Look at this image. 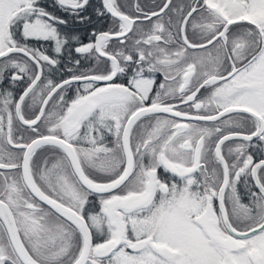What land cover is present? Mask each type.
<instances>
[{
  "label": "snow or ice",
  "instance_id": "6c2138e0",
  "mask_svg": "<svg viewBox=\"0 0 264 264\" xmlns=\"http://www.w3.org/2000/svg\"><path fill=\"white\" fill-rule=\"evenodd\" d=\"M53 6L0 0V264H264V0Z\"/></svg>",
  "mask_w": 264,
  "mask_h": 264
},
{
  "label": "trees",
  "instance_id": "16d2710c",
  "mask_svg": "<svg viewBox=\"0 0 264 264\" xmlns=\"http://www.w3.org/2000/svg\"><path fill=\"white\" fill-rule=\"evenodd\" d=\"M129 2L131 3L132 0H129ZM141 2H145V0H141ZM148 3H151V0H147ZM158 2V0H157ZM98 0H91V4L92 6L97 5ZM48 7L50 11H54L57 12L58 15L63 16L64 13L59 12L54 6H53V0H48ZM89 12H92V8H89ZM97 27V28H107L109 26V24L106 22V20L104 19H97L94 15L92 17V23L91 25H80V24H74L72 23L71 19L69 18V24H68V29H78V32L76 34H78L83 40H88V33L91 30V27ZM62 31H67V29L62 28ZM75 54L73 53V56Z\"/></svg>",
  "mask_w": 264,
  "mask_h": 264
},
{
  "label": "flooded vegetation",
  "instance_id": "af4514ba",
  "mask_svg": "<svg viewBox=\"0 0 264 264\" xmlns=\"http://www.w3.org/2000/svg\"><path fill=\"white\" fill-rule=\"evenodd\" d=\"M41 2L48 6V0H41ZM84 42H87V40H84ZM74 58H76L75 55H74Z\"/></svg>",
  "mask_w": 264,
  "mask_h": 264
}]
</instances>
